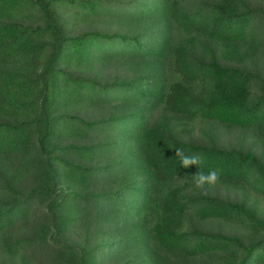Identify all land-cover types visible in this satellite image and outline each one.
Returning <instances> with one entry per match:
<instances>
[{"label": "trees", "instance_id": "trees-1", "mask_svg": "<svg viewBox=\"0 0 264 264\" xmlns=\"http://www.w3.org/2000/svg\"><path fill=\"white\" fill-rule=\"evenodd\" d=\"M254 15L248 0H0V264H31L36 244L54 245V264H107L120 249L121 264L263 261L264 214L231 193L264 188V150L220 145L208 125L207 142L191 139L201 117L264 140V93L246 62L264 44ZM122 59L132 76L100 75ZM112 104L123 110L104 115ZM157 106L169 116L159 121ZM176 149L200 164L185 168ZM213 169L219 181L198 188L193 175ZM32 171L40 181L24 193ZM113 173L124 174L115 188L92 191ZM39 198L45 220L15 234ZM95 202L107 208L96 222L120 238L70 237Z\"/></svg>", "mask_w": 264, "mask_h": 264}, {"label": "rangeland", "instance_id": "rangeland-1", "mask_svg": "<svg viewBox=\"0 0 264 264\" xmlns=\"http://www.w3.org/2000/svg\"><path fill=\"white\" fill-rule=\"evenodd\" d=\"M250 5L254 7L255 9V15L252 19V23L249 26V29L256 30L261 37L264 40V0H248ZM86 26V25H85ZM84 27V25H83ZM78 29V28H77ZM111 29L115 30L117 29L116 25L113 24L111 26ZM132 29V25L130 23H127L126 29L129 30ZM247 63L252 65L253 69L256 72V75L253 79L252 84V92L255 96L261 95L264 93V44L262 45L261 49L259 50L258 57L254 58L253 60L247 59ZM135 73V66L133 67L130 63H128L126 60H110L107 62V64L100 70V75L102 77H105L106 79H112L114 77L118 78H128L132 76ZM118 75V76H115ZM112 105H106L108 108L107 111H105L103 114L108 115L111 113H120V111L123 110L121 108H115V106ZM112 106V107H111ZM153 114L154 116L161 121L165 117L169 116L164 109L161 106H157L154 108ZM183 118L175 117V120L182 121ZM212 126V128L216 132V137L218 139V143L220 145H224L226 147L230 148H245V149H253L258 153H263L264 150V140L262 137H260L256 133V129L252 127H245L243 125H229L225 124L218 119L206 121L205 118H197L193 121V127H192V134L191 139L195 140L196 142H207V139H205L202 131L204 127L206 126ZM72 140V139H71ZM68 141L65 137H63L61 143H65ZM129 154L128 153H122L120 155H117L118 158H126ZM117 158V159H118ZM137 164V163H136ZM134 165V167L136 166ZM133 167V168H134ZM137 167V166H136ZM143 174V170L140 172ZM115 174V173H113ZM132 173H129L130 176ZM121 173H117L114 176L112 175H101L98 176L93 184L92 191L96 192H103V190L109 189V188H115L116 182H119L122 179ZM41 178V175H39V172L32 171L27 178H24L21 182L22 190L25 193L26 191L30 190V188L33 185H36L39 183ZM123 180V179H122ZM222 188V193L227 194L228 191ZM245 191H238L236 189H233L234 193H231L233 196L235 193H238L239 198H243L245 196V192L249 195L250 201H253L258 205L260 210L264 214V188H253L249 185L246 186L244 189ZM238 191V192H237ZM50 199V197H47V201ZM46 200L40 199L38 201H35L32 209L27 216V219L18 221V225L14 228V233H20L23 231L31 233L30 226L31 224H34L35 222H39L42 220H45L47 216V209H46ZM86 208V209H85ZM82 210V215L84 216V219L82 222H80L77 226V228L72 229L69 232V235L72 239L76 240H82L86 232L89 231L90 239L93 241H106L113 240L115 238H120L122 231L120 226H113L108 227L107 225H102V222H96V219L98 220L100 217L103 216V213L107 212L105 208L101 207L99 208V203L95 202L88 206H86ZM102 226L101 230L99 229ZM123 227H130L129 225H123ZM226 230L230 231H241L244 232L245 229L241 224H237L234 222H226L225 223ZM25 231V232H24ZM108 242V241H107ZM105 253L108 255V251L105 248ZM28 256L30 257L31 264H54V255H55V247L53 244L44 246L40 244H36L35 246L29 248L27 251ZM129 254V251L120 249L117 250L115 253H113V257L109 258L107 261V264H121L124 259L127 258V255ZM4 254L2 248H0V261L4 259ZM259 264H264V260L260 261Z\"/></svg>", "mask_w": 264, "mask_h": 264}, {"label": "clouds", "instance_id": "clouds-1", "mask_svg": "<svg viewBox=\"0 0 264 264\" xmlns=\"http://www.w3.org/2000/svg\"><path fill=\"white\" fill-rule=\"evenodd\" d=\"M176 155L181 158V164L185 168H188V167H190L191 165H194V164L195 165H199L200 162H201L199 157L186 156L183 153V150H181V149H176ZM193 176H194L195 184H196V186L198 188H203L205 184L215 185L220 179L219 173L215 169L211 170L207 174H205L204 172L198 170Z\"/></svg>", "mask_w": 264, "mask_h": 264}]
</instances>
